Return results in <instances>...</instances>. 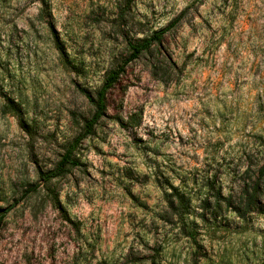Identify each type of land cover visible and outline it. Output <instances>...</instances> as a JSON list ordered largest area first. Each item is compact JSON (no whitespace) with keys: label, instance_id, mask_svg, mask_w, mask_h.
Wrapping results in <instances>:
<instances>
[{"label":"rangeland","instance_id":"rangeland-1","mask_svg":"<svg viewBox=\"0 0 264 264\" xmlns=\"http://www.w3.org/2000/svg\"><path fill=\"white\" fill-rule=\"evenodd\" d=\"M261 168L264 0H0V264H264Z\"/></svg>","mask_w":264,"mask_h":264},{"label":"trees","instance_id":"trees-1","mask_svg":"<svg viewBox=\"0 0 264 264\" xmlns=\"http://www.w3.org/2000/svg\"><path fill=\"white\" fill-rule=\"evenodd\" d=\"M167 30H161L159 32H155L151 37L143 39L141 41L132 43L129 45L130 48V54L128 58L122 63L121 66H119L117 69L111 71L106 78L104 79L103 85L96 93V98L92 100L90 97V101L94 105L95 111L90 120L85 124L84 133L76 139L71 146L68 148L64 156L62 157L61 161L58 163V165L52 170L45 174L40 175V180L43 183H47L57 177H60L63 175L69 166H73L74 162L72 160V154L77 147L78 143L84 139L86 136L90 135L93 131L94 126L97 124V122L101 119V117L104 116V113L106 111V95L107 93L113 88V86L117 83L120 75L124 72L125 67L132 61L139 58V56L143 52L149 51V49L153 46L155 42H160L163 34ZM259 176L262 178L264 176V168H261L259 170ZM38 189V186H30L25 193H36ZM260 188H259V180L254 183L250 188L245 190V196H246V204H245V212H243V215L247 212H250L251 209L254 206V200L257 198L259 194ZM10 208L7 209H0V223L4 220L6 217L8 211Z\"/></svg>","mask_w":264,"mask_h":264}]
</instances>
